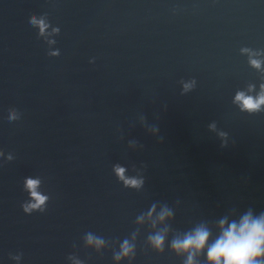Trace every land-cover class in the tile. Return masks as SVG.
I'll use <instances>...</instances> for the list:
<instances>
[{"label":"water","instance_id":"obj_1","mask_svg":"<svg viewBox=\"0 0 264 264\" xmlns=\"http://www.w3.org/2000/svg\"><path fill=\"white\" fill-rule=\"evenodd\" d=\"M245 48L264 60V0H0V264H130L124 240L131 264H184L173 239L264 215V111L234 102L264 83ZM153 205L172 218L153 226Z\"/></svg>","mask_w":264,"mask_h":264},{"label":"clouds","instance_id":"obj_2","mask_svg":"<svg viewBox=\"0 0 264 264\" xmlns=\"http://www.w3.org/2000/svg\"><path fill=\"white\" fill-rule=\"evenodd\" d=\"M33 25L39 23L41 25V34L48 25L43 21H37L33 19L31 21ZM58 32L59 29H53ZM245 52H250L249 49H243ZM53 55H59V52L53 53ZM260 53L250 52L249 63L252 67L260 70L261 65L264 64V60L258 57ZM93 62V61H90ZM254 85H250L248 91L251 92L254 89ZM234 102L239 104L242 112L249 114L264 111V83L260 85V91L256 96L247 95L245 92H237ZM20 114L15 109L8 112V123H12L13 120H18ZM226 133H221V136L225 138ZM4 155L0 153V159H3ZM8 160L12 159L11 155L7 156ZM37 181L30 178L26 179L25 186L29 189H34ZM128 185L136 188H140L144 181L130 180L126 182ZM33 196H36L35 191L32 192ZM37 203H24L22 205L23 211L27 214H31L35 211L44 212L46 206L44 202L47 199L43 196H37ZM147 218L152 220L153 226H155L156 220H153L155 215L156 219L163 222L172 218V211L167 207L161 208L159 212L156 211L155 205L152 206L146 213ZM143 220L144 217L138 218ZM220 234L209 243L210 232L204 226L194 228L192 231L187 232L182 238H175L171 242V248L177 254H186L187 258L184 264H195V256L206 250L207 259L210 264H264V215L254 217L251 212L243 215L239 221L228 222L222 219L220 222ZM149 243L152 247L158 251H164L165 236L162 232L156 233L148 237ZM88 242H95L97 245L103 244V241L94 238L91 235L88 236ZM135 257V246L130 244L127 240H124L121 244L120 252L114 254L116 261L128 260L131 261ZM18 259V258H17Z\"/></svg>","mask_w":264,"mask_h":264}]
</instances>
